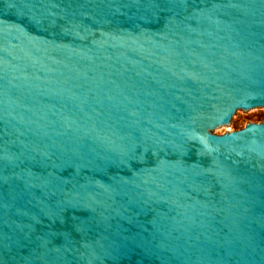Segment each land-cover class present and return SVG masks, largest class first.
<instances>
[{"label": "water", "instance_id": "95a60500", "mask_svg": "<svg viewBox=\"0 0 264 264\" xmlns=\"http://www.w3.org/2000/svg\"><path fill=\"white\" fill-rule=\"evenodd\" d=\"M260 110L264 0H0V264H264Z\"/></svg>", "mask_w": 264, "mask_h": 264}, {"label": "rangeland", "instance_id": "374dc122", "mask_svg": "<svg viewBox=\"0 0 264 264\" xmlns=\"http://www.w3.org/2000/svg\"><path fill=\"white\" fill-rule=\"evenodd\" d=\"M251 121H253V122H262V121H264V110H260L259 112H257L254 115L241 113V115H240V117H239L234 129H240V128L244 127L248 122H251ZM224 132H226V131H224ZM224 132H222V133H224Z\"/></svg>", "mask_w": 264, "mask_h": 264}]
</instances>
